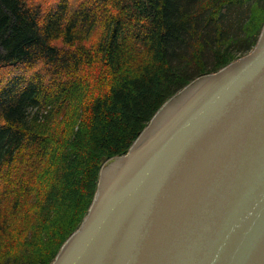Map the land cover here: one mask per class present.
Returning <instances> with one entry per match:
<instances>
[{"label": "trees", "instance_id": "16d2710c", "mask_svg": "<svg viewBox=\"0 0 264 264\" xmlns=\"http://www.w3.org/2000/svg\"><path fill=\"white\" fill-rule=\"evenodd\" d=\"M43 1L0 0V264H50L104 162L264 23V0Z\"/></svg>", "mask_w": 264, "mask_h": 264}, {"label": "water", "instance_id": "95a60500", "mask_svg": "<svg viewBox=\"0 0 264 264\" xmlns=\"http://www.w3.org/2000/svg\"><path fill=\"white\" fill-rule=\"evenodd\" d=\"M50 264H264V23L104 162Z\"/></svg>", "mask_w": 264, "mask_h": 264}, {"label": "rangeland", "instance_id": "374dc122", "mask_svg": "<svg viewBox=\"0 0 264 264\" xmlns=\"http://www.w3.org/2000/svg\"><path fill=\"white\" fill-rule=\"evenodd\" d=\"M29 1H34V0H29ZM45 2H47V1H46V0L43 1L44 5H45V4L47 5V3H45ZM16 241H17V239L15 238V242H16ZM13 245H14V244H13ZM9 247H10V246H6V247H5V250L9 249ZM1 251H2V249H0V252H1Z\"/></svg>", "mask_w": 264, "mask_h": 264}]
</instances>
